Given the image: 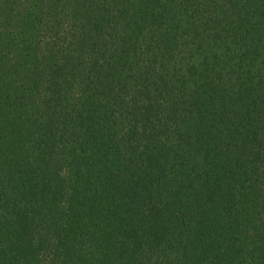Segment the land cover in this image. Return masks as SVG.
<instances>
[{"label": "trees", "instance_id": "obj_1", "mask_svg": "<svg viewBox=\"0 0 264 264\" xmlns=\"http://www.w3.org/2000/svg\"><path fill=\"white\" fill-rule=\"evenodd\" d=\"M0 264H264V0H0Z\"/></svg>", "mask_w": 264, "mask_h": 264}]
</instances>
